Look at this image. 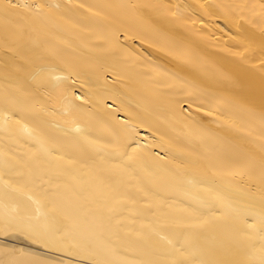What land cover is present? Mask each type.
<instances>
[{"label":"bare ground","instance_id":"bare-ground-1","mask_svg":"<svg viewBox=\"0 0 264 264\" xmlns=\"http://www.w3.org/2000/svg\"><path fill=\"white\" fill-rule=\"evenodd\" d=\"M0 264H264V0H0Z\"/></svg>","mask_w":264,"mask_h":264},{"label":"rangeland","instance_id":"rangeland-1","mask_svg":"<svg viewBox=\"0 0 264 264\" xmlns=\"http://www.w3.org/2000/svg\"><path fill=\"white\" fill-rule=\"evenodd\" d=\"M7 242H8V241H7ZM9 243H13V242L9 241Z\"/></svg>","mask_w":264,"mask_h":264}]
</instances>
